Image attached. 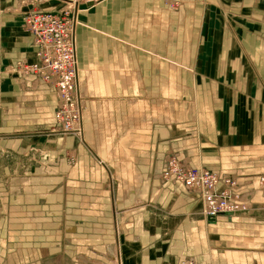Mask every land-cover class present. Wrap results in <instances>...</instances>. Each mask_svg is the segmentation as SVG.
<instances>
[{
  "label": "crops",
  "instance_id": "1",
  "mask_svg": "<svg viewBox=\"0 0 264 264\" xmlns=\"http://www.w3.org/2000/svg\"><path fill=\"white\" fill-rule=\"evenodd\" d=\"M107 1L101 6L103 14L110 20L111 9L123 6L125 14L115 15L114 23L120 31L128 23L131 44L144 53L149 44L170 43V38L172 44H194L196 36L181 31H202L201 43L210 49L203 56L204 70L198 65L195 85L177 80V96H172L178 102L193 100L201 116L192 118L190 106L188 123H193L187 127L157 122L146 130L145 116L138 113L119 120L115 131L109 126L94 132L95 138L89 135V143L78 146L77 136L51 132L56 127L54 88L17 74L10 48L0 44V153L35 162L23 173L22 165L15 171L0 164V264H264L259 183L264 176V0H223L215 21L218 7L211 0H182L185 9L176 13L163 0ZM16 15L0 16V33H6L9 46L21 48L19 58L32 55L21 61L33 63L32 38ZM109 27H115L113 21ZM140 55L123 58L140 64L125 80L135 88L137 77L143 84L148 69L159 64L148 54ZM176 57L180 54L171 56ZM78 66L85 94L88 84L79 59ZM115 77L110 86L119 91L121 80ZM198 122L201 127L194 124ZM30 150L36 154L30 156ZM104 152L114 165L103 164ZM172 152L192 168L235 178L239 201L248 204L249 212L208 223L197 196L161 177ZM71 153L73 162L68 160ZM112 172L121 203L127 206L120 213L110 188ZM246 194L252 197L247 200ZM114 248L118 263L110 259Z\"/></svg>",
  "mask_w": 264,
  "mask_h": 264
},
{
  "label": "rangeland",
  "instance_id": "2",
  "mask_svg": "<svg viewBox=\"0 0 264 264\" xmlns=\"http://www.w3.org/2000/svg\"><path fill=\"white\" fill-rule=\"evenodd\" d=\"M106 1L107 0H99L97 3L87 4L81 0H0V6H2L4 9L0 10V16L5 13V17L9 19L10 17H15L12 16V13H17L16 17H19L18 20L20 22L23 20L24 25L25 16L32 12L57 10L56 12L59 13V11L61 12L62 10H67L69 13L72 12L71 15L74 14L75 22L77 24L76 46L79 57V65L80 68L82 67L81 71L84 70L85 83L88 84L86 89H84L83 85V89L85 90V94L83 93V95L86 99L85 109L81 123L75 132L77 135L78 146H83V144L87 142L89 143V135L95 138L94 132L101 133L103 130H108L109 126H112L113 130L115 131V129H118L116 123H118L119 120L123 122L131 120L132 117L134 116L135 118V115L138 113H143L142 115L145 116L143 120L146 123L143 125V127L146 130H151L153 125L157 122L171 124L177 122L182 124L179 126H186L189 123L192 124V120V122L190 121L188 123L187 117L189 116L188 112L190 106L193 112L192 118L194 119L201 116L200 109H196L198 106L195 104V102H193V100L188 103L184 101L178 102L179 100L174 101L173 98H175L177 94L173 93V88L176 87L177 80H180V84L181 81L185 83V80L189 84H194L196 79L195 77H199L197 75L199 74L198 65L202 64V67L200 66V68H202V71L204 70L203 56H207L210 49L208 50L205 48V45L201 43V38L203 36L202 31L200 29L194 30L193 28L183 29L181 31L184 34L186 33V35H195L196 43L194 44L179 45L176 44V42L172 44V39L170 38V43L164 44L162 42L158 45L149 44L147 53H144L140 51L138 46L135 47L133 44H131L130 39H132V37L129 36L131 31L128 23L125 22L122 26L121 31L123 36L121 39L118 37V33L121 31L118 27L119 23H114L115 15H124L125 8L123 6L112 8V12L109 14V20L108 16L103 14V9L101 7L108 2ZM201 1L204 2L205 0ZM211 1H213L214 6L218 7V9H215V14L212 18L213 21H215L217 19L216 16H220V6L223 5V0ZM163 2L165 6H167L166 8L170 9L172 13L178 12L180 8L185 9L182 0H163ZM193 8L194 4L190 6V9ZM184 18H187L188 20L189 16L184 14ZM110 21H113V24L115 25L113 29L109 27ZM196 21V18L195 20H192L193 24L196 23ZM186 24L188 25V23ZM22 30L24 29L22 28ZM239 31L242 30L239 29ZM0 34V44L6 48H10L11 54L13 55L12 59L14 58L13 62L15 64V70L17 74L21 76L33 77L31 75H22L18 70V65L22 62L21 60L23 58L31 57L32 55L19 58L23 54L21 48L19 49L17 46H9L10 44L8 45V43H6V39H8V37L5 36L6 33ZM172 34L174 33L172 32ZM173 47H175L176 50H179L180 48V51H176ZM33 51L35 56L36 52L35 50ZM139 53L142 55L148 54L147 58H150V61L155 60L158 61L159 64H156L155 61H152L157 65V68H154V70L148 69L147 75H150L147 76V81L143 82L146 87L142 84L141 78L137 77L138 87L135 88L132 82L126 84L125 80H127V78L129 79V77H131L130 75L132 74L129 73L130 75H128L127 72L139 70L140 64L138 61L132 64L131 62H128V60H123V58L126 59L131 58L130 56H141ZM173 53H175V55L180 54V57H176V59L173 58L172 60L171 56H175ZM197 56L202 57L197 58ZM163 57L165 59L164 61ZM184 61L186 62L184 63ZM162 63L165 65V69H163L161 66ZM114 73H117L122 77H115L112 75ZM113 77L117 78L119 81L121 80V82H119L121 85L119 86H122V88L119 91H113L112 88H114V86H110V81ZM36 82L41 83L40 81ZM161 83L165 85L164 89H170V93H168L166 90L163 91L164 89L162 90L160 88ZM167 84H169V86H166ZM172 96L174 97L172 98ZM175 103H178V107L175 105ZM90 106L92 108H90ZM168 106L173 109L170 110ZM194 124H197L196 126L201 127L199 122ZM51 132L57 133L59 132V129L55 127L53 130H51ZM38 133L41 134V132ZM97 149L98 151L95 152L99 153L101 148L98 147ZM35 154V151L30 150V156ZM172 154L174 153L172 152L168 154V157H170ZM103 156L104 157L101 156V158L98 156L103 161V164H106L107 166L114 165L113 163L115 162H113L112 158H110L107 153L104 152ZM179 159L184 162L182 158L179 157ZM28 160L29 161L23 160L22 162H18L13 156L0 153V164L7 167L9 166L13 170L17 168L15 171H21L22 169L21 173H23V171L29 170L32 166H35L34 161L31 159ZM68 160L71 162L75 160L72 153L68 155ZM19 165H22L21 169L18 168ZM112 176L114 180L113 183L110 184V188L112 189L115 200L117 201L116 209L120 213V211L124 210L127 206L121 203L120 195H118L120 193V189L118 190L120 185L116 177L117 174L114 172ZM262 178L263 176L260 177L259 183L263 185L261 192L264 195V182L262 181ZM238 187L240 189V185ZM111 255L112 257H110V259L118 263V250L116 248L111 251Z\"/></svg>",
  "mask_w": 264,
  "mask_h": 264
},
{
  "label": "built area",
  "instance_id": "3",
  "mask_svg": "<svg viewBox=\"0 0 264 264\" xmlns=\"http://www.w3.org/2000/svg\"><path fill=\"white\" fill-rule=\"evenodd\" d=\"M81 1L87 4L99 2ZM71 13L62 10L59 13L40 11L27 14L23 29L32 38L36 60L29 64L22 61L18 65L20 74L31 75L34 80L54 88L57 98L56 128L59 129L57 133L63 136H77L75 132L81 123L86 102L79 84L77 24ZM162 178L180 184L188 193L197 196L202 216L208 223L232 209L234 213L240 206L236 201L241 196L235 178L192 168L177 154L167 156ZM250 197L246 195L247 200ZM178 264H193V261L183 260Z\"/></svg>",
  "mask_w": 264,
  "mask_h": 264
},
{
  "label": "bare ground",
  "instance_id": "4",
  "mask_svg": "<svg viewBox=\"0 0 264 264\" xmlns=\"http://www.w3.org/2000/svg\"><path fill=\"white\" fill-rule=\"evenodd\" d=\"M233 178V177H232ZM263 178H264V176H263ZM263 186V185H262ZM237 201V203L240 205L237 209H236V213L234 212H232L233 211V209L231 210V211H227L226 212V215H229V214H232V215H236V214H242V213H247V212H249V207H248V204H246V203H243V202H240L239 201V199L238 200H236Z\"/></svg>",
  "mask_w": 264,
  "mask_h": 264
}]
</instances>
